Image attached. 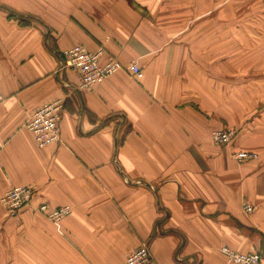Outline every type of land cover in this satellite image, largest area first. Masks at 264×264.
<instances>
[{
  "label": "crops",
  "instance_id": "1",
  "mask_svg": "<svg viewBox=\"0 0 264 264\" xmlns=\"http://www.w3.org/2000/svg\"><path fill=\"white\" fill-rule=\"evenodd\" d=\"M78 45L144 77L81 91L62 68ZM0 85V264H125L143 244L152 264H264V0H0ZM57 100L61 141L40 149L26 124ZM17 186L36 196L12 218Z\"/></svg>",
  "mask_w": 264,
  "mask_h": 264
},
{
  "label": "built area",
  "instance_id": "2",
  "mask_svg": "<svg viewBox=\"0 0 264 264\" xmlns=\"http://www.w3.org/2000/svg\"><path fill=\"white\" fill-rule=\"evenodd\" d=\"M63 69L74 70L79 77V90L87 91L103 84L107 79L120 71H127L137 80L144 77V72L139 64L134 62L128 67H124L118 59L111 54H107L105 48L100 47L93 52L85 46L78 45L64 53ZM5 100L2 87L0 85V104ZM64 101L57 100L46 104L38 109L31 116L26 124V128L33 135L36 146L40 149L60 143L61 141V121L63 118ZM234 131H216L212 134V141L215 145L225 148L235 139ZM239 163L256 161L260 155L256 152L240 151L233 155ZM36 193L26 186H17L9 189L1 198V204L9 217H16L24 208L32 205ZM244 210L251 214L254 209L246 204ZM37 211L45 214L47 218L60 223L65 217L71 214L70 207L49 210L44 204L37 208ZM223 254L234 264H261L260 253H241L230 248H223ZM153 255L149 245L143 244L129 253L125 264H152Z\"/></svg>",
  "mask_w": 264,
  "mask_h": 264
}]
</instances>
